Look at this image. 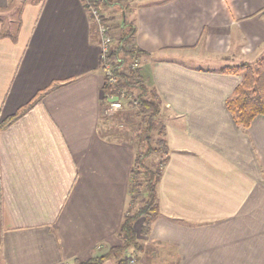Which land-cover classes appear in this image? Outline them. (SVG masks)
Listing matches in <instances>:
<instances>
[{"label": "crops", "instance_id": "obj_1", "mask_svg": "<svg viewBox=\"0 0 264 264\" xmlns=\"http://www.w3.org/2000/svg\"><path fill=\"white\" fill-rule=\"evenodd\" d=\"M16 1L13 28L14 0H0V264L84 262L121 244L136 150L102 131L84 1ZM100 13L113 44L133 25L126 46L161 101L169 152L147 245L165 264H264V116L235 124L225 102L242 77L222 73L263 56L264 0H106Z\"/></svg>", "mask_w": 264, "mask_h": 264}, {"label": "trees", "instance_id": "obj_2", "mask_svg": "<svg viewBox=\"0 0 264 264\" xmlns=\"http://www.w3.org/2000/svg\"><path fill=\"white\" fill-rule=\"evenodd\" d=\"M87 6V11L96 9L100 11L106 5V0H83ZM90 13V12H89ZM120 42L112 47L108 60L114 63L113 74L115 83L111 86H103L102 103H108V98L115 100L125 99L127 105L133 109L132 114L140 119V130L142 140L150 142L149 134L154 128V124L161 114V101L155 91L148 89L142 80L140 69H130L131 60L140 57V52L134 48H128V39L134 34V27L124 23ZM130 60V63H129ZM129 63V66H125ZM125 66V67H124ZM222 73L239 74L242 77L240 84L235 88L232 95L226 100L225 106L230 113L235 124L246 129L258 116H264V54L254 64H243L233 68H225ZM51 88H49L50 90ZM136 93V96H132ZM40 94H36L25 106L21 107L17 113L4 122L2 128H7L25 112H27L39 99ZM149 144V143H148ZM168 148L165 139V128L161 125L158 130L154 147L147 146L146 152L137 151L130 172V201L127 214L119 227L118 237L120 246L110 248L107 253L90 258L84 262L75 264H102L103 261L111 259L116 264H127L126 253H145L151 251V246H144L136 240L134 223L137 217L143 219L141 231L148 236L150 227L159 215L157 203V185L161 178L162 170L168 161ZM158 157L160 161L155 167L148 164L152 157ZM140 188L142 208L132 215L129 210L137 203L139 197L136 191ZM133 255V254H132ZM135 261L140 262L141 258L136 257Z\"/></svg>", "mask_w": 264, "mask_h": 264}, {"label": "rangeland", "instance_id": "obj_3", "mask_svg": "<svg viewBox=\"0 0 264 264\" xmlns=\"http://www.w3.org/2000/svg\"><path fill=\"white\" fill-rule=\"evenodd\" d=\"M14 6L12 5V10L10 11L11 13H4L3 14V18L5 19L4 22L8 23L9 20L13 21L11 25L13 28H15L16 25H18V17H19V12H20V7H18V2L16 0H14L13 2ZM17 6V7H15ZM113 41V39H112ZM115 44L112 43V47ZM128 46V45H127ZM258 61V60H257ZM256 61V62H257ZM133 61L131 60V63ZM255 62V63H256ZM130 63V60H129ZM129 63H127V65L125 66H129ZM250 64V65H254ZM249 65V64H248ZM124 66V67H125ZM133 97L136 96V93H133L132 95ZM109 109V105L108 103H104L102 105V131H104V133H110L112 135L117 136L118 139L120 140H125V141H129L130 143H132L135 147L136 152L137 151H142V152H146L147 150V146H151L154 147V141L156 139L158 130L161 127V119H157L155 124H154V128L152 130V132L149 134L150 136V142H146V140H142L141 137V130H140V119L139 117H135V115L132 114L133 109L131 107H129L127 105V100H121V108L117 109L115 111L113 110H108ZM160 161V159L158 157H152L149 161L148 164L152 167H155L158 162ZM136 196L139 197L137 203L135 204V206L129 210V215H132V213L141 210L142 208V202H140V199L142 200L141 197V193H140V188L138 191L135 192ZM143 225V219L137 217V220L134 223V231L136 233V240L138 243L143 244L144 246H147V241L145 240L147 236H145L143 234V232L141 231ZM151 246V251H152V245ZM154 249V248H153ZM155 250V249H154ZM148 253H132L131 250H129L126 253V258H127V264H137V261H135L136 257H140V258H148L152 264H165V263H160L161 261H165V258H167L166 256V250L164 248L162 249H158L155 252H151L147 251ZM156 253V254H154ZM133 254V255H132ZM169 259V258H167ZM166 259V260H167ZM132 261V263H129V261Z\"/></svg>", "mask_w": 264, "mask_h": 264}, {"label": "built area", "instance_id": "obj_4", "mask_svg": "<svg viewBox=\"0 0 264 264\" xmlns=\"http://www.w3.org/2000/svg\"><path fill=\"white\" fill-rule=\"evenodd\" d=\"M85 8L87 9V6L85 5ZM90 15L95 23V30L96 34L98 36L99 40V46H100V64H101V71H102V87L103 86H111L115 83V78L113 74V66L114 63L110 62L108 60V55L111 53L112 50V37L110 35V30L108 25H106L103 22V16L100 13V11H97L96 9L89 10ZM133 62L129 66L130 69H137L139 68V61L138 58H134L132 60ZM125 100V99H121ZM121 100H115L113 98H108V105H109V111L110 110H117L121 108ZM129 263H132L130 260Z\"/></svg>", "mask_w": 264, "mask_h": 264}]
</instances>
